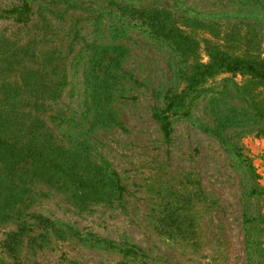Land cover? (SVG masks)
Here are the masks:
<instances>
[{
  "label": "rangeland",
  "instance_id": "1",
  "mask_svg": "<svg viewBox=\"0 0 264 264\" xmlns=\"http://www.w3.org/2000/svg\"><path fill=\"white\" fill-rule=\"evenodd\" d=\"M214 49L264 61V2L0 0V100L55 154L2 178L0 264H264V83L194 79Z\"/></svg>",
  "mask_w": 264,
  "mask_h": 264
},
{
  "label": "trees",
  "instance_id": "2",
  "mask_svg": "<svg viewBox=\"0 0 264 264\" xmlns=\"http://www.w3.org/2000/svg\"><path fill=\"white\" fill-rule=\"evenodd\" d=\"M261 1L264 2V0ZM23 8L24 10L27 9L26 6ZM145 17L148 18V16ZM169 21L156 16L152 19L148 18L147 23L150 26V31L157 39L159 36L171 37L184 47L193 49L194 43L178 30H174ZM207 56L209 58L207 64L195 66L194 73L192 74L194 79H202L205 76L224 73L246 75L264 83V61L247 58L241 59L216 49L208 52ZM26 91V88L14 87L11 96L13 97L18 93ZM178 99H180L179 96H172L169 100H166L164 112L177 109ZM180 103L178 107H180ZM26 107L28 108V113L25 114L24 110ZM42 107L44 106H40L36 101L23 102L11 98L0 100V189L3 177H15L22 168L28 165L35 166L36 168L41 155L45 158L49 157L47 162L50 164L47 165V169H50L53 165L55 161L53 149H51V145L43 146V142L40 139V130L42 128L40 109ZM31 110H33L32 113ZM152 117L159 126L163 141L168 142L170 126L167 118L160 116L157 112H154ZM111 175L113 176L114 174L112 173ZM9 181L12 182L11 178H9ZM98 183L99 185H103L104 179H101ZM6 187L9 191L10 200L20 197V193H11V190L15 191L18 189L17 187L12 184L6 185ZM7 200V198L3 200V203L0 205L6 203Z\"/></svg>",
  "mask_w": 264,
  "mask_h": 264
}]
</instances>
